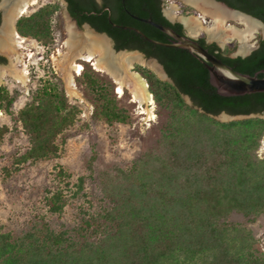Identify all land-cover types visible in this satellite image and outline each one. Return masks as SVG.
Returning <instances> with one entry per match:
<instances>
[{"label":"trees","instance_id":"trees-1","mask_svg":"<svg viewBox=\"0 0 264 264\" xmlns=\"http://www.w3.org/2000/svg\"><path fill=\"white\" fill-rule=\"evenodd\" d=\"M66 1L79 24L88 22L106 32L117 50L142 48L133 43L132 32L123 28L129 23L125 10L166 23L160 16L161 0H103L100 5L95 0ZM218 1L264 22V0ZM107 4L112 15L104 10ZM58 7L44 5L21 15L15 23L18 34L49 45L50 16ZM201 42L235 70L263 75L264 38L244 57H231L216 43ZM168 55L164 62L173 82L161 81L149 69L142 73L154 101L171 110L159 153L145 151L130 169L117 168L113 178L103 177V189L112 205L88 213L79 224L55 230L36 221L21 235L0 232V264H264V259L252 257L251 232L230 221L233 214L248 221L264 217V159L255 154L261 147L264 118L221 122L212 116L222 111L262 114L264 92L220 95L198 58L185 51ZM85 75L95 88V80ZM114 97L100 92L99 115L108 124L124 123V111ZM3 102L8 105L12 98L0 87V108ZM79 114L75 106L68 108L66 97L55 88L44 85L39 89L36 99L19 110L31 145L16 157L14 169L57 155V136ZM6 131L0 128V139ZM69 177L59 167L57 178ZM63 182L64 186L48 190L46 196L53 213L64 208L69 181Z\"/></svg>","mask_w":264,"mask_h":264},{"label":"rangeland","instance_id":"rangeland-1","mask_svg":"<svg viewBox=\"0 0 264 264\" xmlns=\"http://www.w3.org/2000/svg\"><path fill=\"white\" fill-rule=\"evenodd\" d=\"M162 2L163 10L173 15L177 14L179 19L201 14L199 9L184 0H162ZM222 3L212 2L225 10L228 9L229 12H235L231 10L232 7ZM2 5L3 0H0V29L3 27L6 15L5 7ZM44 5L59 6L50 16L51 42L49 45L43 46L38 39L32 37H22L16 30L18 36L24 40L23 45L30 52L27 57L28 78L26 82H18L9 75L1 77L0 73V87L5 88L9 98H12L10 104L3 102L4 105L0 108V128H7L0 139V232H9L13 235L23 234L36 221L40 224L47 223L55 230L71 227L83 222L88 213L109 208L112 203L105 195L102 185L103 177L108 175V179L113 178L117 168L130 169L134 160L145 151L153 154L159 153L160 141H162V135L169 122L171 111L167 106L159 105L154 101L153 114L147 118L146 114L141 113L142 109L138 103L132 100L128 90H125L124 95L116 93L115 83L110 76L96 71L90 63H84L85 68L82 74L75 78L79 96L68 94L64 79L56 70L52 54L57 49H63V42L68 35L67 27L69 24H74V20L67 15L64 0H40L37 5L30 6L24 15L34 13ZM171 6L173 9H170ZM11 8L9 5L6 8L7 12ZM206 18L210 21L211 16L206 14ZM202 20L204 23V19ZM228 24L237 26L239 29L244 28V24L233 17L226 20V25ZM255 27L257 28L253 35L246 41L247 47L252 50L257 47L260 39L264 38L263 27ZM78 30L80 38L83 42H87L84 34L88 29L81 24ZM200 35L204 36L209 43L216 42L223 52H229L231 56L241 54L240 47L243 43L237 37L226 41L221 38L209 39L205 30L192 36L199 37ZM106 40L109 46L115 48L112 41ZM126 53L137 54L138 51ZM0 56L4 58L3 62H0V67L9 66L8 55L0 50ZM133 65L131 70L138 71L141 75L144 70L149 69L161 81L170 82L162 76L161 69L151 60L145 61L138 57ZM85 73L95 80V88L87 83ZM44 85H49L59 94H63L66 97L68 108L75 106L80 114L57 136L56 143L59 146L57 155L33 162L28 161L16 170L14 169L16 157L23 154L31 145L19 121V110L32 103L38 96L39 89ZM100 92L115 96L117 106L124 111L126 120L124 123L108 124L101 118L98 112L99 104H101L98 100ZM183 98L187 104H192L187 96ZM250 117L264 118V113ZM244 118L248 117L225 118L221 115L216 117L221 122ZM260 149L261 147L256 150L255 154L264 159V155L260 154ZM61 166L70 173L69 179L57 178V171ZM65 180L69 181V188L64 189L66 194L64 208L60 213H53L46 203L48 190L64 186L63 181ZM230 221L251 232L252 257L264 259V217L248 221L241 214H233Z\"/></svg>","mask_w":264,"mask_h":264},{"label":"bare ground","instance_id":"bare-ground-1","mask_svg":"<svg viewBox=\"0 0 264 264\" xmlns=\"http://www.w3.org/2000/svg\"><path fill=\"white\" fill-rule=\"evenodd\" d=\"M38 1H3L2 6L5 7L6 15L3 27L0 29V50L8 55L10 64L9 66L0 67L1 77L9 75L21 83H25L28 78L27 57L30 52L23 45L24 40L18 36L14 22ZM184 1L201 11L200 16L185 18L184 23H186L190 35H197L201 30H205L211 39L221 38L226 41L237 37L246 45V41L257 28L255 27L257 26L256 22L252 18L242 13L229 12L228 9L225 10V8L217 4H212L210 0ZM9 5L12 8L7 12L8 9L6 8ZM206 14L211 16L210 21L207 20ZM231 17L241 21L244 24V28L239 29L231 24L226 25V20ZM202 19H204V23ZM206 22L207 24H205ZM92 33L87 30L84 34L87 37V42H83L78 28L74 24H69L67 27L68 35L63 42V49H57L52 54L56 70L64 79L67 93L72 96H79L75 78L81 74L85 67L84 63H90L96 71L104 72L110 76L115 83L116 93L124 95L125 90H128L132 100L137 102L142 109H140L141 113L146 114L147 118L151 117L154 99L149 90V85L138 71L131 70L134 61L139 56L136 53H126L125 51L111 53V46H109L107 38ZM261 144L260 154L264 155V135Z\"/></svg>","mask_w":264,"mask_h":264},{"label":"water","instance_id":"water-1","mask_svg":"<svg viewBox=\"0 0 264 264\" xmlns=\"http://www.w3.org/2000/svg\"><path fill=\"white\" fill-rule=\"evenodd\" d=\"M4 1V0H3ZM214 3L223 4L222 2H218L216 0H210ZM231 10L242 13L241 11L231 8ZM5 12V10H4ZM244 14V13H242ZM67 15L70 17V15L67 12ZM246 15V14H244ZM250 18H252L257 26H262L264 29V23L259 20L256 17L246 15ZM72 20V19H71ZM148 23L154 25L158 29L170 34L174 40L170 43H165L161 41H156L153 39L148 38L149 41L164 45V46H172V47H179L182 49H186L189 52L196 55L201 61L206 63V67L209 72V82L212 86L216 88V92L223 96H241L246 94H253V93H262L264 92V69H262L260 72L263 73L262 76H258V73H255L253 75L242 73L237 70H235L233 67L222 61L219 57H217L214 53L210 52L208 48L204 47L199 43V41L194 38L193 36L189 35H181L176 33L173 29L170 27L158 24L152 20H145ZM16 22H14L15 24ZM74 25L78 28L79 24L74 21ZM82 26L86 27L91 32H95L98 34H102L104 37H106L109 41H112L111 38L104 34L96 31L95 29H92L87 23L82 24ZM188 31V30H187ZM211 39V38H209ZM113 42V41H112ZM252 49H249L247 45L243 44L240 47V52L242 56H247L251 53ZM132 52L133 50L128 49H120L117 50L115 48L111 47V53H118V52ZM139 54V52L137 53ZM134 67V65H133ZM190 100V99H189ZM191 102V100H190ZM192 103V102H191ZM200 111H203L200 109ZM223 116L225 118H239V117H250L254 114L249 115H231L226 113L225 111H222L218 115H212L215 118L217 116Z\"/></svg>","mask_w":264,"mask_h":264},{"label":"flooded vegetation","instance_id":"flooded-vegetation-1","mask_svg":"<svg viewBox=\"0 0 264 264\" xmlns=\"http://www.w3.org/2000/svg\"><path fill=\"white\" fill-rule=\"evenodd\" d=\"M64 1H65L66 12H68V14L70 15V18L72 20H74V21H76L78 23L77 18L73 17L70 14V12L68 11V9H67V1L66 0H64ZM95 2L100 5L103 2V0H95ZM162 4H163V2H162ZM170 9H173V7L171 6ZM104 10H108L111 13V15H112L111 8H110L109 4L104 6ZM125 12L129 16L128 17L129 18V23L126 24L125 26H123V28H126L127 30L132 32L130 34H131V36L133 38V43H136V44H138V45H140L142 47V48L138 47V48L128 49V50L138 51L139 52L138 56L142 60H145V61L151 60V61L155 62V64L161 69L162 76H164L170 82H173V78H172L171 73L167 69V67L165 65V62H164L165 60L168 61V59H167V58H169L168 54L173 53V51H175L176 54H183L184 51H185V52H187V54H190L193 57L198 58L196 55H194L193 53L189 52L186 49H182V48H179V47L159 45V44H155V43H153V42L148 40V38H150V39H153V40H156V41L170 43V42H172L174 40V38L170 34L158 29L154 25H152V24L148 23L147 21H145L147 19L152 20V21H154V22H156L158 24L170 27L171 29H173L178 34L192 36L187 31L188 27L186 26V23H184V21H185L184 18L183 19H179V18H177V14L173 15L171 12L168 13V12L164 11L163 10V6H162V9H161V15L160 16H161L162 20L166 21V23H164L162 21L154 20L149 15H136V14H133V13L129 12L128 10H125ZM84 23H87L92 29H95L90 23H88V22H84ZM84 23H82V24H84ZM80 25L81 24H79V26ZM113 25H115V24H113ZM115 26H117V25H115ZM95 30L98 31L97 29H95ZM98 32H100V31H98ZM100 33H104V34L108 35L106 32H100ZM194 38H196L201 45H203L202 42H201V39L203 40V42L206 45L210 44L209 42H207V40L205 39L204 36L200 35L199 37H194ZM111 40L113 41V45H115L114 40L112 38H111ZM211 43H216V42H211ZM219 48H221V46H219ZM125 49H127V48H125ZM236 56H242V55L241 54H236V55H233L231 57H236ZM200 62L204 65V67H206V63L205 62H203L201 60H200ZM185 96H187L190 99V97L188 95H185Z\"/></svg>","mask_w":264,"mask_h":264}]
</instances>
